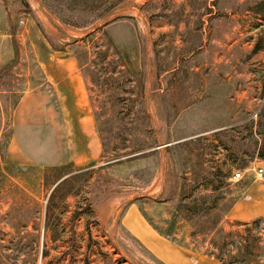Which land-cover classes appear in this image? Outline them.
Instances as JSON below:
<instances>
[{
    "label": "rangeland",
    "instance_id": "obj_1",
    "mask_svg": "<svg viewBox=\"0 0 264 264\" xmlns=\"http://www.w3.org/2000/svg\"><path fill=\"white\" fill-rule=\"evenodd\" d=\"M258 167L264 0H0V264H163L130 205L224 264Z\"/></svg>",
    "mask_w": 264,
    "mask_h": 264
},
{
    "label": "crops",
    "instance_id": "obj_2",
    "mask_svg": "<svg viewBox=\"0 0 264 264\" xmlns=\"http://www.w3.org/2000/svg\"><path fill=\"white\" fill-rule=\"evenodd\" d=\"M241 193L231 207L234 217L251 220L264 215V183L250 182L243 187ZM122 222L141 246L163 264H192V256H187L184 252L186 248L162 235L137 206L130 205Z\"/></svg>",
    "mask_w": 264,
    "mask_h": 264
},
{
    "label": "trees",
    "instance_id": "obj_3",
    "mask_svg": "<svg viewBox=\"0 0 264 264\" xmlns=\"http://www.w3.org/2000/svg\"><path fill=\"white\" fill-rule=\"evenodd\" d=\"M108 15L109 14L107 13L100 18L105 19ZM106 52L107 51L104 53V58ZM188 209H193L196 213H199L201 209L206 208L202 207V204L199 205L198 203H195L193 206H189ZM207 209H211V207ZM147 219L162 235L174 240L170 233L162 231L155 226L149 218ZM263 223L264 216L257 217L251 221H237L236 224L243 226V230L237 232L228 231L225 235V237L228 238V241L222 242L218 245V249L216 251H210L209 255L224 264H256V258H259L260 249L262 248L263 234L260 229ZM234 235H237L238 238L234 239ZM214 245H216L217 248V243Z\"/></svg>",
    "mask_w": 264,
    "mask_h": 264
},
{
    "label": "built area",
    "instance_id": "obj_4",
    "mask_svg": "<svg viewBox=\"0 0 264 264\" xmlns=\"http://www.w3.org/2000/svg\"><path fill=\"white\" fill-rule=\"evenodd\" d=\"M256 178L262 182H264V168L263 167H258L256 170ZM232 179L234 180H240L243 178V172L241 171H236L232 174L231 176Z\"/></svg>",
    "mask_w": 264,
    "mask_h": 264
}]
</instances>
